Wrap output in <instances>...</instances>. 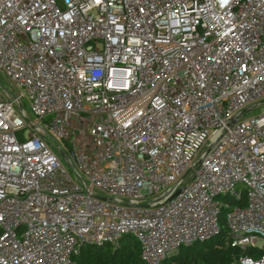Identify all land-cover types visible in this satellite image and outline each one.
Instances as JSON below:
<instances>
[{
  "label": "built area",
  "instance_id": "1",
  "mask_svg": "<svg viewBox=\"0 0 264 264\" xmlns=\"http://www.w3.org/2000/svg\"><path fill=\"white\" fill-rule=\"evenodd\" d=\"M0 75V264H264V0H0Z\"/></svg>",
  "mask_w": 264,
  "mask_h": 264
},
{
  "label": "trees",
  "instance_id": "2",
  "mask_svg": "<svg viewBox=\"0 0 264 264\" xmlns=\"http://www.w3.org/2000/svg\"><path fill=\"white\" fill-rule=\"evenodd\" d=\"M225 235L222 229L204 243L181 247L163 264H233L239 251L226 243ZM73 259L75 264H146L140 256L139 242L131 235H124L118 247L85 245Z\"/></svg>",
  "mask_w": 264,
  "mask_h": 264
},
{
  "label": "rangeland",
  "instance_id": "3",
  "mask_svg": "<svg viewBox=\"0 0 264 264\" xmlns=\"http://www.w3.org/2000/svg\"><path fill=\"white\" fill-rule=\"evenodd\" d=\"M0 82H1L4 86L9 87L8 80L4 79L1 75H0ZM23 104H24V108H25V110H26L27 112H30V108H29V106H28V102H26V101L24 100ZM262 107H264V105L260 106L259 108L254 109V110H251V111H249V112H246L244 116H245V117H249V116H252V115H257V114L260 113ZM57 155H58L59 159L61 160L63 166H65L67 169H69V166H68V164L66 163L65 159H64L62 156H60L59 154H57Z\"/></svg>",
  "mask_w": 264,
  "mask_h": 264
}]
</instances>
